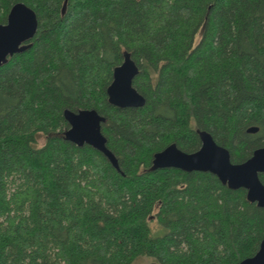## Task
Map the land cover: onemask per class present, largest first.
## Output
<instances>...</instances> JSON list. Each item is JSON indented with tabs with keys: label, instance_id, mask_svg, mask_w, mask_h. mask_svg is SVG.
<instances>
[{
	"label": "trees",
	"instance_id": "1",
	"mask_svg": "<svg viewBox=\"0 0 264 264\" xmlns=\"http://www.w3.org/2000/svg\"><path fill=\"white\" fill-rule=\"evenodd\" d=\"M16 2L38 27L30 48L0 66V264L253 256L264 210L244 189L209 172L150 167L171 143L196 151L197 129L234 163L264 146V0H67L64 13V0H0V23ZM124 51L138 66L140 108L107 101ZM65 109L104 116L119 170L64 139Z\"/></svg>",
	"mask_w": 264,
	"mask_h": 264
},
{
	"label": "water",
	"instance_id": "2",
	"mask_svg": "<svg viewBox=\"0 0 264 264\" xmlns=\"http://www.w3.org/2000/svg\"><path fill=\"white\" fill-rule=\"evenodd\" d=\"M64 0L62 13L66 8ZM38 20L33 9L23 2L14 3L5 23H0V66L15 53H21L31 46L30 40L36 34ZM121 64L113 69L112 80L106 88L107 101L118 108H140L146 103L145 97L133 86L138 74V66L128 51H124ZM68 124L64 139L78 147L89 145L102 153L110 164L119 170L118 160L107 146V139L102 133L101 124L105 121L95 109L63 111ZM249 133L258 128L251 126ZM200 147L194 152H185L175 143L155 152L151 161V170L175 168L184 172H209L231 190L242 188L246 199L264 210V184L259 175L264 173V146L253 150L249 158L242 162L231 161L229 150L216 143L205 130H196ZM239 264H264V237L253 256L242 259Z\"/></svg>",
	"mask_w": 264,
	"mask_h": 264
},
{
	"label": "rangeland",
	"instance_id": "3",
	"mask_svg": "<svg viewBox=\"0 0 264 264\" xmlns=\"http://www.w3.org/2000/svg\"><path fill=\"white\" fill-rule=\"evenodd\" d=\"M43 141H44L43 138H40L39 143L42 144ZM152 220H154V219H152ZM151 227H152L153 229H155V227H156V223H155V221H152V222H151ZM150 261H151L150 258H147V257H140V258L136 259L132 264H148Z\"/></svg>",
	"mask_w": 264,
	"mask_h": 264
}]
</instances>
